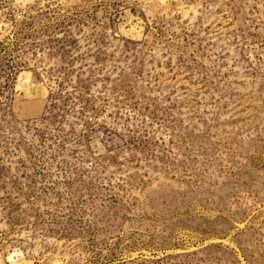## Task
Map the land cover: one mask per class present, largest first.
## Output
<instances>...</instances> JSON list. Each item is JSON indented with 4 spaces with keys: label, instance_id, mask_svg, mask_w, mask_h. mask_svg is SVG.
<instances>
[{
    "label": "rangeland",
    "instance_id": "obj_1",
    "mask_svg": "<svg viewBox=\"0 0 264 264\" xmlns=\"http://www.w3.org/2000/svg\"><path fill=\"white\" fill-rule=\"evenodd\" d=\"M0 264H264V0H0Z\"/></svg>",
    "mask_w": 264,
    "mask_h": 264
}]
</instances>
